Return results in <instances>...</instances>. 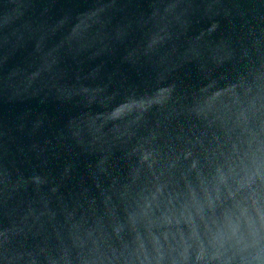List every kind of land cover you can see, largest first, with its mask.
I'll list each match as a JSON object with an SVG mask.
<instances>
[{
    "label": "water",
    "instance_id": "1",
    "mask_svg": "<svg viewBox=\"0 0 264 264\" xmlns=\"http://www.w3.org/2000/svg\"><path fill=\"white\" fill-rule=\"evenodd\" d=\"M0 264H264V0H0Z\"/></svg>",
    "mask_w": 264,
    "mask_h": 264
}]
</instances>
